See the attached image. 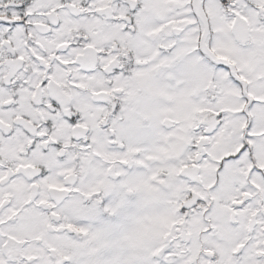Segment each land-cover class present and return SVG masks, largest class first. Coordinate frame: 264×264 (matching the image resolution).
Masks as SVG:
<instances>
[{
	"label": "snow or ice",
	"instance_id": "snow-or-ice-1",
	"mask_svg": "<svg viewBox=\"0 0 264 264\" xmlns=\"http://www.w3.org/2000/svg\"><path fill=\"white\" fill-rule=\"evenodd\" d=\"M0 264H264V0H0Z\"/></svg>",
	"mask_w": 264,
	"mask_h": 264
}]
</instances>
